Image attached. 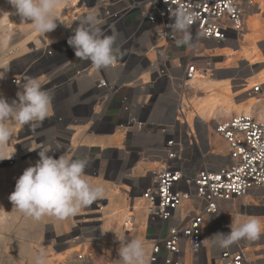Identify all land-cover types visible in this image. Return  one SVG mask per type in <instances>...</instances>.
<instances>
[{
  "label": "built area",
  "instance_id": "1",
  "mask_svg": "<svg viewBox=\"0 0 264 264\" xmlns=\"http://www.w3.org/2000/svg\"><path fill=\"white\" fill-rule=\"evenodd\" d=\"M74 1L65 39L30 45L33 72H64L68 90L89 78L97 123L93 131L115 126L132 141L155 137L146 159L156 166L138 187L146 205L147 264H186L188 256L198 261L207 220L222 214V205L264 190V153L258 147L264 144V118L238 114L213 126L205 123L204 129L188 120L194 81L215 71L207 45L241 42L249 0ZM181 8L195 13L188 44L179 42L180 34L171 27ZM94 12L103 20L104 34L117 36L116 62L101 69L77 58L67 43L81 19ZM12 78L21 84V75ZM262 89L257 84L252 92ZM163 95H172L164 109ZM155 110L160 121L152 118ZM246 263L244 247L226 249L214 259V264Z\"/></svg>",
  "mask_w": 264,
  "mask_h": 264
},
{
  "label": "rangeland",
  "instance_id": "2",
  "mask_svg": "<svg viewBox=\"0 0 264 264\" xmlns=\"http://www.w3.org/2000/svg\"><path fill=\"white\" fill-rule=\"evenodd\" d=\"M248 4L245 31L241 42L239 41L240 43L207 45L212 50L210 55L214 57L211 62L212 68L215 70L212 77L217 79L229 77L225 82L221 83L230 82L233 84L232 91H230L233 107H230L229 111L226 110L228 107L218 108L213 118L208 121L210 126H213L217 121L226 120L234 115L248 114L247 106H249L251 97H256L261 102L248 115L264 118V95H255L252 92V88L261 81L259 78L264 76L261 73L264 72V0H249ZM0 10L14 12V9L8 4L7 0H0ZM55 15L58 16H55L56 21L57 18L59 21V14L55 12ZM19 24L24 27L26 22L18 15H5L0 18V69H8L5 79L0 80V87L10 84L12 88L10 89L11 93H16L19 89L12 82V77L21 75L22 84L25 74L31 73L30 77L44 79L42 90H50L52 96L57 95L56 98L64 95L68 90L65 84V74L61 73L62 75H60L58 69L55 68L49 72L46 69L33 72L34 68L31 67L32 61L30 60V45H37L34 40L28 43L25 53H20V49L17 46L26 38V34ZM63 29L65 28L60 29L61 33L59 35L63 34ZM53 32L55 30L51 33ZM59 35L56 40L59 39ZM37 37H41L40 40L44 41L42 46L57 42L54 40L55 35L48 39L42 35ZM65 37L62 39H65ZM29 38L31 39V37ZM14 47L17 48L15 49ZM18 53L21 54L19 57H17ZM245 56L254 61L252 65L245 59ZM216 71L220 73H216ZM68 76H71V74L69 73ZM201 81L218 83L215 79L209 80L208 76L197 78L194 81V85L196 83L195 86L204 90L205 94L202 95V92H198L194 88L191 93L192 95H188V102L192 106L194 100H201L214 92L212 88H204ZM251 82L254 83L250 84ZM68 91L71 92V89ZM70 92L68 97L73 98ZM11 93L8 90V95H14ZM71 106V99L61 106L59 103L54 104V112L51 118L52 121L50 122L52 126L49 124L47 128H41V122H36L35 127L28 124L23 126L16 125L19 126V130L13 131L6 149L16 146L18 152H25L32 145H39L38 147H40L46 140L54 151L53 144L56 142L54 138H57V135L52 134L50 130L63 125L60 119L64 120L72 117ZM237 107L243 108L238 112L236 110ZM116 112L112 111L111 113ZM194 121L198 122L199 119L195 118ZM58 131L60 130L58 129ZM58 131L57 133L59 134ZM88 134L94 135L95 132H89ZM120 134H123L122 140H114L107 149L101 147H89L87 149L86 147H79L78 144L74 154L68 151L61 153L87 158L89 163L85 172L89 177L90 183L94 186H102L105 189V197L95 201V204L83 207L76 216L65 220H59L52 216H45L39 221L32 217L28 220L22 216L17 217V213L14 218L7 216L6 220L10 222L14 220V222L12 226L5 228H10L13 230V233L10 231L0 232V264H33L34 255L38 254L41 249L45 251L46 264H115L121 242H127L136 238L147 239L146 206L143 204L144 202L141 203L142 209L139 211V216L136 213L134 216L130 213L134 211L133 208L139 202L138 198L141 197L140 192H138L140 184L136 185V189L132 190V187L128 184L130 180L128 178V180H120V176L134 174L142 180L143 176L156 165L153 166L148 159L146 160L148 155L145 152L146 148L139 146L142 140L133 139L132 141L131 136H126L123 131ZM88 141L86 137L80 142L82 145H85ZM39 150L36 148L31 152L25 153L22 159L30 158L29 160H32L34 164L39 159L37 158ZM110 150H114V152L111 154ZM13 157L10 160L0 161V170L2 172L10 171L16 165L14 164L15 162L13 163ZM1 179L4 178L0 177V181L2 182L3 180ZM17 179L12 182L9 192L12 193L14 191ZM1 194H3V191ZM256 197L259 199H256ZM122 199L128 202L129 207L123 203ZM0 201H6L3 195H1ZM9 208L14 213V206H9ZM113 210L114 212H112ZM125 212L128 217L132 218L133 224L128 231L125 224H123L124 219L120 217ZM227 213L230 214L228 217ZM113 214H116V216L111 219ZM237 215L264 218V190L252 192L248 197L224 205L222 216L226 224H220L222 233L227 234L230 232L229 225L232 218ZM89 217H92L95 221L86 222L85 220ZM228 220H230V224L227 223ZM150 234H153V231H150ZM13 238H16L18 241L25 240L30 246L32 257L27 254L18 256L16 252L5 248L7 246L5 242ZM19 257H22V259L20 260Z\"/></svg>",
  "mask_w": 264,
  "mask_h": 264
},
{
  "label": "clouds",
  "instance_id": "3",
  "mask_svg": "<svg viewBox=\"0 0 264 264\" xmlns=\"http://www.w3.org/2000/svg\"><path fill=\"white\" fill-rule=\"evenodd\" d=\"M14 12L0 10V18L18 15L29 23L33 33L43 35L57 28L55 10L61 0H7ZM195 13L183 8L176 11L172 29L180 34L179 42L188 44L192 40L190 25ZM103 20L98 12L85 15L67 43L74 49L77 58L91 61L96 69L106 68L116 62L114 45L117 36L105 35L101 25ZM8 69H0V80L5 79ZM16 98L9 101L0 94V161L12 159L13 153L6 149L14 126L43 122L52 110L53 96L50 90H42L39 77H26L18 84ZM264 153V144L259 145ZM59 146H57V151ZM52 146L42 144L38 152L39 160L34 166L24 170L17 179L14 191L8 199L14 209L39 221L45 216L65 220L76 216L83 207L105 197L102 186L90 183L85 169L87 158L73 159L67 154L55 158ZM232 218V217H231ZM230 232L216 233L206 238L220 247L226 248L241 240H255L264 233V218L237 215L229 225ZM150 242L136 238L121 242L115 264H147L146 257ZM33 264H46L44 249L33 257Z\"/></svg>",
  "mask_w": 264,
  "mask_h": 264
},
{
  "label": "crops",
  "instance_id": "4",
  "mask_svg": "<svg viewBox=\"0 0 264 264\" xmlns=\"http://www.w3.org/2000/svg\"><path fill=\"white\" fill-rule=\"evenodd\" d=\"M68 4L72 6V8H73L72 10H73V14H74L75 1L69 0ZM55 16H57V15H55ZM57 21H58V18H57ZM19 26L22 27V29L25 31V34H26V38L17 46L20 49V53L26 52V50H27L26 47L28 45V42L30 43L32 40H34L36 43L38 42L37 43L38 47H40V45L42 46L44 44V41L40 40L41 37H37V36H41V35H37V34L33 33L31 28H30L29 23L26 22L24 27L21 24H19ZM67 26L68 25L61 26L57 30H55V32L50 33V34L46 33V34H43L42 36H44L45 38L47 37L46 39H48L51 36L55 35L56 37H54L55 38L54 40H56L58 35L61 33L60 29L63 27L67 28ZM64 36H66L65 32H63L62 35H59V39H57L56 40L57 42H54V43H60L63 40L62 38ZM29 37H32V38L27 42V44L25 46H23L22 43L25 42V40ZM10 38H11V36H10ZM17 47H14V48L16 49ZM19 55H21V54L18 53L17 57H19ZM15 59H17V58L15 57ZM61 73L64 74V72H61ZM61 73H60V75H62ZM216 73H220V72L216 71ZM261 73L264 74V72H261ZM30 76H31V73H27V75L25 74L24 80L26 77H30ZM207 76H208L209 80H212V79L217 80L218 83H216V84H222L221 82H225V80H227L229 78V77H227L226 79H217L215 77H212L210 74H207ZM41 81L43 83L44 79L41 78ZM201 84L204 85V88H206V89H210V88H212V86H214V82L210 83V82L203 81V82H201ZM259 84H263L262 92L254 93V94L255 95H264V83L259 82ZM45 85H47V84H45ZM195 85H196V83H195ZM195 85H194V88L196 89V91H198V92L200 91V92H202V95H204L205 94L204 90H201L198 86L196 87ZM5 87H7L6 89L9 90V92L11 93V91H10V89H12L11 85L7 84ZM66 92L64 93V95H62L60 97L58 96V98H56L57 95L53 96L51 114L46 118L50 121H47L45 119L41 123V126H42L41 128H44V127L47 128V127H49V126H47L49 124L52 126V124L50 122L52 121L51 118H52V115L54 112V104L59 103L61 106L62 104H66V102H69L70 99L72 100V106H71L72 107V117L69 119L66 118V119L62 120L63 125H60L62 128L57 126L56 128L50 130V131H52V134L57 135L56 136L57 138H54L56 141L54 143L55 145L53 144L54 151H53V153H49V155H53L55 158H57L58 155H60L63 152H66V151L74 154L75 151L77 150L76 148L78 147L77 146L78 144H79V147H86L87 149L89 147H101L103 149H107L109 147V145L112 142H114V140L115 141L116 140L117 141L122 140L123 134H120L121 131L115 129V126L109 127L107 129H103V130H100L97 132L93 131L97 127V123L95 122V118H94V115L92 113V110H93L94 105H95V100H94V96H93L94 95V89L92 87L91 80L89 78H85V79H82V80L75 82L74 88L71 89V92L68 90ZM69 92L72 93L73 98L68 97ZM16 93H11L14 95H9V97H6L5 95H3V96L6 97L9 101H11V100L16 98ZM124 94H125V92L120 93V95H117L116 98L120 99L124 96ZM135 96L137 97V95H135ZM171 97H172V95H163V106H162L163 109L165 108V106L167 107L168 100ZM111 115H117V112L111 113ZM152 118L154 121H160L162 119L161 116L158 114L157 110L153 111ZM196 123L200 126V128L204 129L205 123H208V122L200 120ZM200 123H202V124H200ZM18 127L19 126L14 127V130L18 131L19 130ZM57 128L60 131H58ZM57 131L59 132V134L57 133ZM89 132H95V134L94 135L88 134ZM81 134H83V135L81 136ZM96 134H98V135H96ZM86 137L88 138L89 141L85 145H82L80 141H83ZM154 138L155 137H153V136H147V137L139 138V140H142L141 144L139 146H144L146 148L145 149V152H146L149 149V145L152 144V142L156 141V139H154ZM70 140H71V142H70ZM43 144H48V142L45 140L43 142ZM9 146H12V145H9ZM38 146L39 145H32V147H29L30 149H28L25 152H18L17 147L13 146V148L15 150L14 155H16V156L21 155L22 156L25 153L33 151V149H36V148L40 149L41 146L40 147H38ZM57 146H59L58 151H57ZM113 152H114V150H110L111 154ZM70 157L73 159L83 158L80 156H70ZM37 158H39V156ZM29 159L30 158H26L23 160L29 161L32 166H34L35 163L39 160V159H37V161H35L33 164L32 160H29ZM150 163H152L153 166L156 165L155 162L150 161ZM121 176H120V180H126L127 178L130 180V181H128V184H129V186L132 187L131 188L132 190L136 189L135 186L141 183V179L138 178L137 176H135L134 174L133 175L126 174V175H121ZM134 179H137L139 181V183L134 184V182H133ZM224 205H222V212L224 211ZM130 213L132 214V213H134V211L130 212ZM228 215H230V214L227 213V217H228ZM128 218H130V217H128ZM221 223L226 224V221L224 220V217L222 216V214L219 215L218 217L209 218L207 220L206 225H205L206 236H205L204 252H203L202 256L198 259V261H194V259L192 257L188 256V261L186 264H214V259L218 258V256L224 250H226V249L236 250L240 247L245 248L246 255H247V263L246 264H264V233H262L258 239H255V240L241 239V240L231 244L229 247L222 248L217 243H213V242L209 241L208 239H206V238L212 237L214 234H216L218 232L222 233V228L220 226ZM227 223L230 224V220H228Z\"/></svg>",
  "mask_w": 264,
  "mask_h": 264
},
{
  "label": "bare ground",
  "instance_id": "5",
  "mask_svg": "<svg viewBox=\"0 0 264 264\" xmlns=\"http://www.w3.org/2000/svg\"><path fill=\"white\" fill-rule=\"evenodd\" d=\"M68 2H69V0H61L59 6L55 10V12H57L60 16L59 21L57 22V25H58L57 28L64 26V25H69L73 19L74 15H73L72 6L69 5ZM29 40H30V38H27L25 40V42H23V46L26 45ZM230 57H232V56L230 55ZM245 59L251 65L254 62L248 56H245ZM207 74H210V73L200 74V76L198 78L206 77ZM259 80H261L259 82L264 83V76L260 77ZM252 83H254V82H251L250 84H252ZM232 85L233 84L230 82L225 83V84H215L214 83V86H212V88H213L212 90L214 92L212 94H209L206 98H202L201 100H198V101L194 100L193 106L190 102H188V106H189L188 120L190 122H192L195 120V118H197V119H199V121L201 120V121L208 122L209 119L213 118V116L215 115L218 108H227L228 107V109H226V110L229 111L230 107H233L232 99L230 96V91H232ZM16 87H18V86H16ZM6 88L7 87H0V94L5 95L6 97H9L10 94L8 95V90ZM248 90H249V88H248ZM249 101H250V103H249V106H247V113L251 114L253 108H255V107L257 108V106L261 102V100H259L256 97H251ZM242 108L243 107H241V108L237 107L236 110L238 112H240ZM245 115H247V114H245ZM248 116H252V115H248ZM200 124H202V123H200ZM4 151H7V153H12L14 151V148L12 146L10 149H4ZM22 156L18 155V156L13 157L14 158L13 163L15 162L14 164H16V165L10 171L2 172V170H0V177L2 176L4 178V179H1V180H3L2 182L0 181V197H1V195H3L4 199L6 200V201H0V232L10 231L13 233V230H11L10 228L9 229L5 228V227L12 226V224L14 222V220H11V222L6 220L7 216H11L14 218L16 216V213H17V215H18L17 217L22 216L24 219L30 220L29 216H27L23 213H20V212L16 211L15 209L13 210L14 213H12L11 209L9 208V206H12V203L8 199L9 195L11 194V192H9V189L12 185V182L14 180H16L20 175H22L25 169H27L28 167L31 166V163L29 161H24L22 159ZM1 165H3V164H1ZM133 182H134V184L139 183V181L137 179H134ZM2 191H3V194H1ZM138 199H139L138 200L139 202L137 201L138 203L133 208V210H134V213H132L133 216L135 213H136V215L138 214L137 216H139V211L142 209L141 203L144 201L142 200V198H138ZM122 201H123V203H125L126 206L129 205L126 200L122 199ZM93 204H95V202ZM144 205H145V202H144ZM112 208H113V206H112ZM145 210H146V208H145ZM112 212H114V210ZM112 216L113 217H111V219L114 218V216H116V214H113ZM120 217L124 219L123 224H125V226L127 227V231L130 230L131 226H133L132 218L131 217L128 218V216L126 215V212L121 214ZM89 218L85 221L86 222L95 221V219H93L92 217H89ZM5 243H7V246H5V248L10 249L13 252H16L18 254V256H22L23 254H27L28 256L32 257L31 251H30V246L25 240L18 241L16 238H13L11 240H7ZM0 256H1V254H0ZM19 259L21 260L22 257H19ZM9 264H13V263H9Z\"/></svg>",
  "mask_w": 264,
  "mask_h": 264
}]
</instances>
